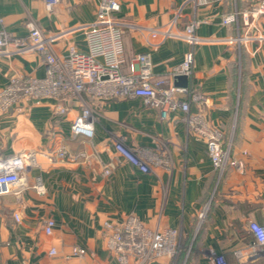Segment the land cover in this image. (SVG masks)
<instances>
[{
    "label": "crops",
    "instance_id": "obj_1",
    "mask_svg": "<svg viewBox=\"0 0 264 264\" xmlns=\"http://www.w3.org/2000/svg\"><path fill=\"white\" fill-rule=\"evenodd\" d=\"M100 1L59 0L48 10L43 0H0V16L14 35H27L31 19L45 33L68 32L55 44L56 52L65 54L70 44L87 50L84 31L77 27L95 19ZM117 1L116 19L132 24L124 27L123 71L129 72L135 55L148 53L155 72L164 74L193 50L188 85L204 99L192 101L191 111L233 142L241 166L220 174L206 140L189 127L181 110L164 118L140 98H92L98 121L95 137L87 141L72 131L80 113L77 101L70 100L67 113L59 116L53 98L23 99L0 112V156L34 150L37 163L23 172L22 184L0 194V264H121L107 247L103 224L129 215L152 229L179 232L178 252L147 264H216L211 251L228 264H264V246L257 254L250 250L254 237L249 227L252 221L264 224V41L230 43L244 29L242 17L224 23L256 0ZM176 16L174 30L200 21L196 32L201 43L163 36ZM254 21L264 32V15ZM45 71L37 53L0 54V89L15 75L43 76ZM119 137L131 147L147 149L159 163L141 171L115 151ZM62 145L84 151L88 158L61 159L56 151ZM111 161L114 167L105 174ZM38 177L46 186L44 194L33 187ZM51 218L55 227L46 234ZM73 246L86 254L71 256ZM52 247L57 254H50Z\"/></svg>",
    "mask_w": 264,
    "mask_h": 264
},
{
    "label": "built area",
    "instance_id": "obj_2",
    "mask_svg": "<svg viewBox=\"0 0 264 264\" xmlns=\"http://www.w3.org/2000/svg\"><path fill=\"white\" fill-rule=\"evenodd\" d=\"M48 10L59 0H43ZM196 4H205L209 0H190ZM117 0H101L97 15L91 22L78 26L83 29L88 48L82 50L70 44L65 54L55 50L56 42L68 32L45 33L34 20L27 22L28 34L14 35L5 27V20L0 16V54L14 56L37 53L45 64L43 76L15 75L0 89V112L5 113L21 100L53 98L58 104L56 114L64 115L69 110L68 102L77 101L80 113L72 124L75 135L91 141L95 137L98 112L91 102L92 98L101 100L140 98L143 102L157 109L164 118L170 113L181 110L184 121L198 135L206 140L208 153L215 169L222 174L230 166L240 167L241 162L233 155V142L226 140L222 130L211 125L203 115L191 111L192 101L202 100L204 96L195 94L188 86L172 83L177 76L186 75L189 79L194 74L193 50L186 53L184 60L169 68L164 74H157L150 54L138 53L130 60L129 72L122 69L125 63L123 41L124 27L132 25L116 19L119 10ZM242 17L244 29L231 36L228 41L246 45L252 41H264V32L255 24L254 19L264 15V0H256L253 6L244 12L236 11L224 19L232 23ZM178 17L162 30L164 37L175 36L185 39L191 45L202 42L196 32L200 21L195 19L185 25L183 30H174ZM114 149L125 160L143 172L151 171L159 163L158 158L145 148L131 147L124 138L114 141ZM56 154L59 158L76 162L87 159L84 151L72 152L62 145ZM37 163L34 150L0 156V194L11 192L14 186L24 182L23 172L28 166ZM114 167L111 161L105 166L104 173L109 174ZM33 187L44 194L46 186L41 177ZM204 213L201 214V217ZM17 219L19 215L16 214ZM107 247L121 264H147L162 257L173 256L178 252V235L175 228L162 230L146 226L140 218L129 215L123 221L106 220L103 224ZM54 219H48L46 234H52ZM254 241L250 247L252 254H257L264 246V224L252 221L249 225ZM52 247L50 254H57ZM239 251L238 253H240ZM216 257V264H228L225 257L211 251ZM86 250L73 246L71 256H84ZM70 257V256H69ZM131 258L135 259L133 263Z\"/></svg>",
    "mask_w": 264,
    "mask_h": 264
},
{
    "label": "water",
    "instance_id": "obj_3",
    "mask_svg": "<svg viewBox=\"0 0 264 264\" xmlns=\"http://www.w3.org/2000/svg\"><path fill=\"white\" fill-rule=\"evenodd\" d=\"M174 84L177 86H185L186 87L189 84V78L186 75L177 76L175 81H174Z\"/></svg>",
    "mask_w": 264,
    "mask_h": 264
}]
</instances>
